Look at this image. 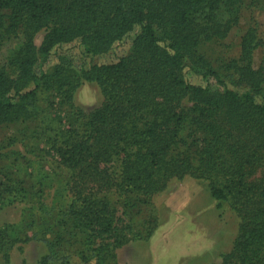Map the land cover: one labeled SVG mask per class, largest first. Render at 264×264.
Segmentation results:
<instances>
[{
	"label": "trees",
	"instance_id": "obj_1",
	"mask_svg": "<svg viewBox=\"0 0 264 264\" xmlns=\"http://www.w3.org/2000/svg\"><path fill=\"white\" fill-rule=\"evenodd\" d=\"M239 10L240 0H0V50L19 39L0 62V124L27 121L37 88L51 89L70 108L48 148L69 171L67 221L75 222L82 205L104 255L125 237L112 239L121 218L109 194L150 197L191 176L239 219L218 264H264V102L255 100L264 89V38L248 26L238 57L220 63L242 91L228 86L204 50L228 35ZM135 26L130 50L115 62L77 70L66 53L49 62L73 41L86 53L106 52ZM257 49L263 53L255 64ZM39 57L46 66L36 72ZM85 81L103 94L88 112L72 102ZM186 124L203 133L195 153L183 147Z\"/></svg>",
	"mask_w": 264,
	"mask_h": 264
},
{
	"label": "rangeland",
	"instance_id": "obj_2",
	"mask_svg": "<svg viewBox=\"0 0 264 264\" xmlns=\"http://www.w3.org/2000/svg\"><path fill=\"white\" fill-rule=\"evenodd\" d=\"M250 25L257 26L264 38V0H240L237 24L224 39L204 46L220 76L239 91L244 85L231 83L220 63L238 57L241 35ZM136 29L119 45L95 55L73 41L55 49L49 62H56L60 53L69 54L77 70L115 62L130 50ZM42 35H36L37 45ZM17 42L19 39L12 37L4 43L0 62ZM262 53V49L256 50L255 64ZM41 60L39 57L35 65L36 72L46 66ZM191 77L203 83L199 75ZM102 100L98 84L85 81L72 102L74 108L88 112ZM255 100L264 102V89ZM29 109L27 121L0 124V264L220 263L232 246L239 219L227 202L217 207L206 182L191 176L173 180L163 192L150 197L131 192L109 194L116 216L121 218L112 239H117L118 233L125 237L120 246L110 244L104 255L99 248L102 242L92 236L83 218L86 210L82 205L78 203L75 222L67 221L69 171L57 164L48 148L49 138L62 130L70 108L51 89L37 88ZM192 125L186 124L181 132L183 147L189 145L195 153L203 133ZM73 225L75 229L68 234Z\"/></svg>",
	"mask_w": 264,
	"mask_h": 264
}]
</instances>
